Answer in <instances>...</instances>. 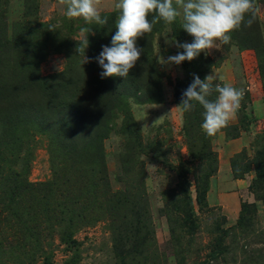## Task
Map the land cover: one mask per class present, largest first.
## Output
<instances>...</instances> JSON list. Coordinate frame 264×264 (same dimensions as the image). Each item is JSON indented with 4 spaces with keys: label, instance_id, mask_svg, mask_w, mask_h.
I'll list each match as a JSON object with an SVG mask.
<instances>
[{
    "label": "rangeland",
    "instance_id": "1",
    "mask_svg": "<svg viewBox=\"0 0 264 264\" xmlns=\"http://www.w3.org/2000/svg\"><path fill=\"white\" fill-rule=\"evenodd\" d=\"M115 3L116 0H101L102 16L108 20L107 25L101 26L87 24L82 18H67L65 6L60 0H0V42L2 39L6 42L2 43V48L8 46L10 52L24 50L30 42L25 37L23 39L22 34L32 28V42L37 44L29 55L25 52L23 54L30 59V63L35 62L42 79L67 73L70 66L74 67V62L70 60L71 54L75 55L77 61L76 71L64 77L60 83L47 81L44 89L25 83L21 90L14 91L11 101L3 99L7 113L20 121L16 133L26 129V132L23 131L24 138L34 148L27 175L29 182H47L57 177L52 161L61 150L51 151V138L42 123L48 120L62 121L63 115L58 112L51 114L52 108L48 107L54 105L61 109L65 101L78 102L82 98H89L93 90L91 85L95 81L105 82L111 78V81L120 85L118 90L122 91L121 96L115 92L111 103V97L106 96L109 105L112 104L110 110L116 112V115L112 116L107 136L102 138L103 149L100 156L77 155L73 159L79 161H62L64 168L60 174L61 185L52 192L56 198H52V193L44 202L19 197L17 202L20 210H17V203H10L6 195L2 196L0 187V264H122L119 254L127 253L132 248L125 238V235L131 233L123 229H112L111 216L104 214L106 204L103 193L91 196L90 188L102 186L106 189L105 195L107 191L108 194L116 193L127 188V180L136 185L134 179L141 175L145 178L150 212L147 220L155 231L154 249L166 257L168 264H264V200L250 187L257 177L255 166H252L251 172L245 177L246 191H243L238 204L239 216L243 202L249 205L246 226L232 229L239 216L235 223L230 224L220 205H210L208 200L209 205L206 207L196 200L197 177L203 175L204 168L202 171L201 166L204 162L194 158L196 151L192 150L184 131L186 113L178 107L180 103L176 100V92L179 91L182 95L192 82L193 74L202 80L208 75L222 76V80H215L214 83H227L245 89L242 105H245L250 118L245 130L250 129L254 118L255 125L260 128L255 130L249 146L244 151L241 150L243 155L238 159V164L252 162L258 151L264 150V113L258 108L256 115L251 117L254 113L251 108L253 98L264 99V0H255L259 11L251 27H242L231 34L230 43H220L209 54L202 52L198 58L184 61L179 66L160 64L159 56L166 59L183 51L166 40L171 41L175 37L181 43H191L194 38L181 28L180 19L171 25L163 21L155 23L151 33L137 40V46L144 51L136 66L130 70L129 76L126 79H102L99 74L103 70L93 58L99 55L103 45L111 46L119 15L114 7ZM82 28H89L92 32L85 34L81 31ZM36 30L39 31V38ZM86 35L88 46L83 54L82 46ZM96 39H99L96 49L98 52L92 53L91 42L96 43ZM85 57L90 62H85ZM12 61L9 56L11 65ZM95 76L99 80L94 79ZM62 90L66 95H61ZM125 105L138 125L146 148L133 157L128 154L131 136L122 130L126 119ZM65 107L66 105L62 109H66ZM197 107L198 103L195 109ZM86 116L85 121L92 118L91 115ZM236 119V123L230 124H240L238 115ZM220 132H223L224 140L233 139L228 138L224 131ZM93 134L99 135L97 129L93 130ZM217 138V135L211 136L213 149L219 154L220 166V144ZM157 145L160 147L159 156L156 150H151V147ZM234 155L227 159V164L230 167L229 176L235 178L231 164ZM12 162V154H6L4 161L0 163V173H7ZM74 162L84 165L85 173L92 175L87 180L90 181L91 178L94 184L86 187L84 193L81 186L83 182L78 186L72 182L76 180ZM15 167L18 168V165ZM182 171L186 172L190 183L192 209L198 227L192 236L191 253L184 262L176 255V243L171 231L173 226L177 230L183 226L182 215L175 210L168 211L172 196L164 195L165 191L178 189ZM78 180L81 178L78 177L77 182ZM213 194L216 192L213 191ZM143 196L144 193L134 197L126 205L136 213L138 207L143 205ZM91 198L101 205L92 208L88 204V210H80L79 205L83 200L88 203ZM32 204L35 205L31 210H25ZM36 206L39 209L37 216L34 214ZM13 210L16 211L15 215ZM78 212L80 213L76 216ZM126 214V219L135 222L134 216L127 209ZM34 219L36 222L32 223ZM26 222L32 228H27L24 225ZM219 228L228 229L223 242L227 250L212 259L211 251L219 247L216 246Z\"/></svg>",
    "mask_w": 264,
    "mask_h": 264
},
{
    "label": "trees",
    "instance_id": "2",
    "mask_svg": "<svg viewBox=\"0 0 264 264\" xmlns=\"http://www.w3.org/2000/svg\"><path fill=\"white\" fill-rule=\"evenodd\" d=\"M37 31V37L39 38V31ZM108 33V31H107ZM2 30L0 29V35ZM4 34V33H3ZM31 35H34L32 28L27 29L25 34H22V38H26L28 43L24 50L22 51H12L10 52L9 47L6 46L5 49L2 48V41L0 42V163L4 161V156L12 154L14 162L11 163L12 167L8 169L7 173H0V187L3 192V195H6L10 203H17L15 209L20 210V206L17 202L19 197H26L30 201L35 202H44L46 198L52 193L57 187H60V174L63 170L61 165L62 161L67 159L69 163L72 160L79 161L74 158V156L81 155H96L100 156L102 147V138L107 136L110 122L112 116L116 115V112L110 110V103L114 99L112 96H115V92L121 96L119 89L120 85L114 83V81L107 80L105 82L95 81L91 88L89 98H82L78 102L74 101H65L60 109V107H55L54 105L48 108H52L51 114L56 112L63 115L62 121L60 120H48L42 123L46 126L45 132L49 134L50 149L52 152H56L57 149H60V153L57 154L52 161L55 174V179L47 182L40 183H31L27 179V175L30 172V161L33 157L34 148L31 146L29 141L24 138V132L26 129L22 130L18 134V127L20 126V121L17 120V117L10 116L6 109L3 106V99L11 101L13 93L16 90H21L24 87V84L27 83L32 87H39L41 89L45 88L46 82L60 83L64 77L69 75L71 72L76 71L75 64L77 63L76 57L74 54H71L70 60L74 62V67L70 66L67 73H60L56 75H51L49 77L41 78L38 74V68L36 67L35 62L30 63V59L24 57L25 54H30L34 50V45L37 43L32 42ZM114 35V34H113ZM4 37V36H3ZM36 38V36H35ZM44 41L46 38L43 39ZM32 42V43H31ZM41 43V42H39ZM99 39H96V43L91 42L90 52L97 53V44ZM5 45V44H4ZM9 56L12 58V65L9 63ZM262 72V70L260 71ZM263 73V72H262ZM94 79L99 80L96 76ZM61 95H66L65 91H61ZM215 95L211 97L215 99ZM106 96L111 98L106 99ZM181 92H176V100L181 103ZM153 97V95H152ZM125 98V96H123ZM139 99V98H138ZM146 100V99H144ZM66 105V109H62ZM122 105V104H121ZM42 108L41 106H39ZM238 115V120L240 124H229L228 127L224 128L222 131L226 133L228 138H236L240 136L242 130L247 129L249 126L248 119L249 115L245 111V105L241 106ZM204 109L198 104V107L193 112L186 113L185 116V125L184 131L186 137L191 142L192 150L196 151L194 153V158L204 162L201 169L203 171L202 176L197 177V195L196 200L202 206H208V191L210 189V179L215 175L219 170V154L213 149L211 137L206 135L202 130V113ZM124 114L126 119L122 125V130L125 133H128L131 136V141L128 143V154L130 157L138 155L140 152L146 150L142 136L138 125L132 118L130 110L127 105H125ZM86 115H91L92 118L85 121ZM247 119V120H246ZM50 121H53L51 124ZM247 121V122H246ZM246 122V126L244 123ZM79 125V126H78ZM97 129L99 135H94L93 130ZM231 129H233L231 131ZM151 150H156V154L160 153L159 145L151 147ZM244 151V150H243ZM70 155V156H69ZM243 155L242 151L236 153L232 157V169L236 179H245V177L251 172L252 166H255L257 177L250 184L252 191L260 198L264 200V150L258 151L256 157L252 162H246L244 165L238 164V159ZM159 156V155H158ZM157 156V157H158ZM83 161V160H81ZM76 164L75 168V177L76 180L73 182L74 185L81 184L82 182V192L86 187H91L92 183L87 180L88 176L91 174L85 173V166L74 162ZM139 164H142L141 162ZM18 165V168L15 167ZM188 172V171H187ZM80 177L81 180L77 182V178ZM133 183H130L127 180V188L123 191H117L116 193L105 195L106 189H103L102 186L96 188L91 187L90 193L91 196L102 192L104 202L106 204V211L104 214L111 216L112 222L111 227L114 231L123 229L126 232L131 233V235H125L126 241L131 245V249L127 253H120L119 259L122 264H168L166 257L154 249V229L150 222H148V217L150 212L148 211L147 205V191L145 185V178L141 175L139 178L134 179ZM134 185V186H133ZM78 186V185H77ZM133 186V187H132ZM132 187V189H131ZM178 189H172L165 191L164 195L172 196V201L168 205L171 210L177 211L182 215L183 226L177 230L174 226L171 228L172 237L176 243V255L180 258L182 262L186 261L188 254L191 253V241L192 236L196 233L198 227L195 222V215L192 209V196L190 194V183L188 181L186 172L180 173V181L177 186ZM144 193V196L141 200L143 203L142 206L138 207L136 213L133 209L126 205L130 200H134V197ZM56 198L55 194L52 193V198ZM83 199V198H82ZM92 208L100 206L101 204L96 203L95 200L91 198V202L85 203L84 200L79 205L80 210H88L89 205ZM35 204L27 206L25 210H31ZM249 208L248 203L243 202L242 209L238 222L231 228H243L246 226V212ZM126 209L130 212L134 218L135 222L126 219ZM79 210V211H80ZM14 215L16 211L13 210ZM81 212V211H80ZM77 213L76 216L79 215ZM167 211H165L166 213ZM34 214L36 216L39 214V209L36 206L34 209ZM125 218L119 225L117 223ZM36 219L32 220V223H35ZM27 228H32L28 222L24 223ZM228 229L219 228L217 237L216 246H219L218 249L211 251L210 257L216 259L220 253H223L227 250L225 244L223 243ZM118 236H116L117 239ZM154 249L153 253H150L151 249Z\"/></svg>",
    "mask_w": 264,
    "mask_h": 264
},
{
    "label": "clouds",
    "instance_id": "3",
    "mask_svg": "<svg viewBox=\"0 0 264 264\" xmlns=\"http://www.w3.org/2000/svg\"><path fill=\"white\" fill-rule=\"evenodd\" d=\"M60 3L65 6L67 18H82L87 24L101 26L108 23L107 17L102 16L101 0H60ZM114 7L119 15L111 46L103 45L99 55L93 58L103 70L99 74L102 79L129 76L144 51L137 46V40L151 33L155 23L163 21L171 25L180 19L181 28L194 38L191 43H181L175 37L166 40L183 51L166 59L159 56L158 60L162 66H179L198 58L202 52L209 54L220 43H230L231 34L242 27H251L259 11L255 0H116ZM81 31L92 32L89 28ZM87 36L82 46L83 54L88 46ZM85 62L90 61L85 57ZM222 79V76L208 75L202 80L193 74L178 106L184 113L193 111L197 103L202 106L201 127L210 137L236 118L246 95L243 88L214 83ZM213 94H216L215 99L211 98Z\"/></svg>",
    "mask_w": 264,
    "mask_h": 264
},
{
    "label": "crops",
    "instance_id": "4",
    "mask_svg": "<svg viewBox=\"0 0 264 264\" xmlns=\"http://www.w3.org/2000/svg\"><path fill=\"white\" fill-rule=\"evenodd\" d=\"M252 118L256 115L257 109L264 113V99L252 100ZM264 115V114H263ZM236 118L230 123H236ZM260 127L255 125V118L250 126L249 130H242L240 136L224 140L223 132L217 134V142L220 144V166L215 177L211 179V188L208 192V200L210 205H220L226 215L228 223L232 224L237 221L239 216L238 210L240 209V197L243 196V191H246V179H235L230 177V167L227 164V159L235 153L248 147L255 130ZM215 180L213 181V179ZM213 191L216 194H213ZM217 196V198H216ZM247 196V195H246ZM239 201V202H238Z\"/></svg>",
    "mask_w": 264,
    "mask_h": 264
}]
</instances>
